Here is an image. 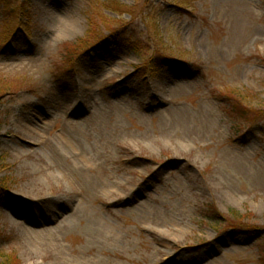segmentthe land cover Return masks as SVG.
Returning <instances> with one entry per match:
<instances>
[{"label": "rangeland", "instance_id": "obj_1", "mask_svg": "<svg viewBox=\"0 0 264 264\" xmlns=\"http://www.w3.org/2000/svg\"><path fill=\"white\" fill-rule=\"evenodd\" d=\"M18 1L0 264H264V0H151L149 29L147 0Z\"/></svg>", "mask_w": 264, "mask_h": 264}, {"label": "trees", "instance_id": "obj_2", "mask_svg": "<svg viewBox=\"0 0 264 264\" xmlns=\"http://www.w3.org/2000/svg\"><path fill=\"white\" fill-rule=\"evenodd\" d=\"M151 0H147V2H148V4H149V2H150ZM162 2H164L165 0H161ZM7 2H8V4L9 5H11V4H13V5H19V1L18 0H7ZM175 3H182V0H176L175 1ZM151 7L150 8H152L151 10L154 12V13H151V12H149V10L148 9H150V8H146V11L144 12V14H142V17H141V20L142 21H144V24H146L147 23V29H149V28H153V27H151L150 25H151V23H154L155 21H156V15L158 14L157 13V9H156V7H154V6H152L151 4H149ZM19 9V8H18ZM116 9L118 10V9H120V7L119 6H116ZM148 10V11H147ZM132 11H130L129 10V12L128 13H131ZM132 20H133V18H132ZM125 26H123V25H121V26H116L115 28H113L112 30L111 29H109V31H108V36H106V37H101L102 39H100V40H97V41H94L93 40V43L91 44V46H84L83 47V51H81V53L82 52H85L87 49H90V48H93V47H95V46H102L103 45V42L104 41H106L107 39H110L111 40V37L112 38H114V40L117 38V39H119V40H122V41H124V39L126 38V34L124 33L125 31ZM114 36V37H113ZM116 36V37H115ZM113 40V41H114ZM80 53V54H81ZM77 56H75V58H76ZM75 58H74V60H75ZM170 57L169 56H166V58H164V59H169ZM153 61H156L157 63H159L160 61H159V58H156V59H154ZM6 89V88H5ZM1 93V92H0ZM2 94H0V96H1ZM241 97H237L236 96V98L235 97H232V103H231V105H229V107H231V112H232V114H235V115H239L240 116V118L241 119H243V120H246L247 121V123L250 121V118H254V119H257V117H254L255 115H252V116H249V117H245L246 115V111H244V109H242V107H243V104H244V102L240 99ZM232 108H233V111H232ZM245 113V114H244ZM1 186H2V188L1 189H3L4 190V183H1L0 184ZM0 189V190H1ZM235 217H237V215L235 216ZM241 222H242V218L240 219V220H235V222H234V228L235 227H243L244 229H249L250 227L248 226V225H246V224H244V223H242L241 224ZM251 228H255L254 230H253V232H257V233H264V228H257V227H251ZM252 230V229H251ZM260 235V234H259ZM1 264H4V263H1ZM12 264H16L15 262H12Z\"/></svg>", "mask_w": 264, "mask_h": 264}, {"label": "bare ground", "instance_id": "obj_3", "mask_svg": "<svg viewBox=\"0 0 264 264\" xmlns=\"http://www.w3.org/2000/svg\"><path fill=\"white\" fill-rule=\"evenodd\" d=\"M36 184L39 186L38 183H36ZM38 186L34 185L33 189H34V190H40ZM40 187H41V186H40Z\"/></svg>", "mask_w": 264, "mask_h": 264}]
</instances>
